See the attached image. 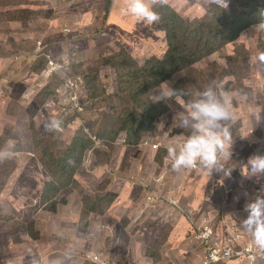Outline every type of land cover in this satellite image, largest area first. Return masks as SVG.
Instances as JSON below:
<instances>
[{"label":"rangeland","instance_id":"obj_1","mask_svg":"<svg viewBox=\"0 0 264 264\" xmlns=\"http://www.w3.org/2000/svg\"><path fill=\"white\" fill-rule=\"evenodd\" d=\"M168 6H157L161 19L148 25L125 10L126 0H0V58L9 59L0 69V150L12 153L0 162V264H97L95 254L110 264H142L139 250L151 245L146 255L158 259L163 243L187 256L201 247L189 241L199 218L223 243L239 234L244 238L235 244L253 240L239 221L248 215L245 203L264 190V176L247 169L250 157L264 155V119L254 115L264 116V67L252 62L264 51V29L257 27L264 0H230L225 10L209 0H169ZM167 21L188 56L164 64L166 77L156 79L149 72L153 58L165 60L170 48ZM39 43L55 63L35 60ZM165 81L188 95L179 103L152 100ZM208 85L230 97L236 117L232 156L222 158L230 176L200 166L175 171L167 154L168 145L179 149L190 135L172 126L174 115ZM132 92H139L143 111L158 106L162 115L136 134L128 128L116 136L118 119L136 107ZM70 146L77 151L68 156ZM65 155L71 162L63 170ZM15 170L21 175L6 189ZM159 185L166 186V198L185 203L177 210L190 229L179 235L183 221L161 215L155 222L152 210L150 235L127 243L125 234L134 235L146 218L127 231V219L124 225L104 219L109 205L120 192L138 203L163 200ZM10 203H20L21 212ZM93 212L101 215L95 221ZM152 231L161 233L151 240ZM172 257L162 264H185Z\"/></svg>","mask_w":264,"mask_h":264},{"label":"clouds","instance_id":"obj_2","mask_svg":"<svg viewBox=\"0 0 264 264\" xmlns=\"http://www.w3.org/2000/svg\"><path fill=\"white\" fill-rule=\"evenodd\" d=\"M210 4L225 10L229 7L230 0H209ZM115 3V0H114ZM169 5V0H126V11L144 23L151 25L160 21L161 16L155 10L157 6L164 7ZM259 29H264V22L257 25ZM252 62L257 68L264 67V51L252 58ZM185 76L183 69L179 73ZM170 81H165L159 85L158 91L152 100L159 102H169L173 98L179 103L178 97L188 95L187 92L175 88ZM257 121L264 119L260 112L254 113ZM236 119L235 113L231 108V99L227 94L218 93L213 85L206 86L195 101H192L187 110L174 115L172 126L189 130L190 135L185 142L177 149L175 145L167 146V154L171 167L175 171L197 166L206 168L212 174L213 170L222 172L224 176H230L231 172L222 162L225 156L231 157L232 133L230 122ZM51 127H58V122L53 121ZM242 135V138H248ZM11 151L0 150V162L10 158ZM250 166V167H249ZM248 172L255 176H264V155H255L249 158ZM248 194L245 193V196ZM152 196L147 202H171L175 201L166 198L164 194L158 192V199ZM237 200L239 197L236 198ZM175 208H181L179 203H175ZM244 211L248 213L246 218L240 220V227L249 233L254 245L264 250V190L254 199H249L244 205ZM205 225V224H204ZM202 226V225H201ZM193 237V235H192Z\"/></svg>","mask_w":264,"mask_h":264},{"label":"crops","instance_id":"obj_3","mask_svg":"<svg viewBox=\"0 0 264 264\" xmlns=\"http://www.w3.org/2000/svg\"><path fill=\"white\" fill-rule=\"evenodd\" d=\"M12 60V59H11ZM9 63V59L7 58H0V69L2 67H5L7 64ZM11 184L13 185L14 183L11 182ZM159 191H162V193L166 196L167 193V189L166 186L162 187L161 185H159L158 187ZM168 197V196H167ZM169 199H173L171 196ZM136 199L131 198L130 196H128L127 198L125 197V195L121 196V192L119 193V195L116 197L115 201L113 202V204L108 208L106 215H104V219H108L111 220L112 222L115 221L114 219H116L120 224L124 225L122 223V220L127 219V223L125 226L127 227V231L130 229L131 225H135L137 223V221L142 220L143 218H146L145 220L142 221L143 226L140 224L139 227L135 228L134 231V235H127L125 234V241H127V243H130V238L133 236L135 237L136 241H141V237L142 238H146L147 236L150 235V231H147L149 229V227L146 226V222H149V212L153 210L152 215L155 217L154 221H158V216L162 215V219H170V218H177L179 221H183L182 223V228L181 231L179 233V235L183 236V232L184 231H188L190 228V223L186 222L184 220V218L181 216L183 213L181 211H178L175 208V203H163V202H159V203H138L135 201ZM11 205H13V207L15 208V210H17L18 212H21L20 209L22 207H20V203H17L18 206H16V203H10ZM180 206L182 205L184 207L185 203H179ZM26 206H24L25 208ZM91 221H95L96 219H98L101 215L97 214L95 212L91 213ZM135 218H140L137 219L136 221L134 220ZM198 220V219H197ZM133 221V222H132ZM202 219L199 218V224L204 225L203 223H201ZM170 222H172V220H170ZM163 227V226H162ZM158 233H161L160 231H152L151 232V240L154 238V236L157 238L158 237ZM169 236V235H168ZM174 238H177L176 235H174ZM192 238V234L189 237V241ZM194 239V238H193ZM181 241V240H180ZM125 243V245L127 247H129V245ZM181 243V248H183V242ZM152 247L151 245H147L143 248H141L139 251L141 252L140 255L138 256H142L143 258L142 260V264H162L164 263L161 259H163V257L165 258V256H169V254H171L174 260H177L176 257L179 258L178 261L180 260H185V264H203L204 258H205V250L203 247H199V248H190L188 249L189 251H192L191 253L188 251L187 252V256L185 251L184 252H179L176 249V246H171L170 243L165 244L163 243V249L160 250V257L158 259H154L153 257H151L150 255L147 256L146 253H148L149 248ZM105 256V255H104ZM106 257V256H105ZM130 259V256H129ZM140 260V258H139ZM136 264H139L136 260H135ZM117 264V263H116ZM176 264V263H175ZM213 264H221V262H217V263H213Z\"/></svg>","mask_w":264,"mask_h":264},{"label":"built area","instance_id":"obj_4","mask_svg":"<svg viewBox=\"0 0 264 264\" xmlns=\"http://www.w3.org/2000/svg\"><path fill=\"white\" fill-rule=\"evenodd\" d=\"M37 47V50L33 54L35 60L45 56V58L49 60L48 63H55L46 54V47L43 43H39ZM60 68L61 66L57 64V69L54 71H57ZM74 95L75 99L79 96V89L77 87L74 88ZM192 220L194 221L193 218ZM218 235L219 232L210 225L198 226V228L193 231L194 240L197 241L205 250L203 264H213L228 260H235L236 262L241 261L246 264H260V262H264V250L258 249L254 245L253 240H245L235 244L236 239L238 240L239 238H244L243 234L236 235V239L234 241H227L224 243L219 240ZM92 261L97 264H110L99 254H95Z\"/></svg>","mask_w":264,"mask_h":264},{"label":"trees","instance_id":"obj_5","mask_svg":"<svg viewBox=\"0 0 264 264\" xmlns=\"http://www.w3.org/2000/svg\"><path fill=\"white\" fill-rule=\"evenodd\" d=\"M168 7L169 6H164V8L169 9ZM263 8H264V6L262 8L258 9V13H260L261 15H263L261 12V9H263ZM170 11H171L170 14H172L175 17V15L173 13L174 11L173 10H170ZM239 16L240 15H237L236 18H239ZM241 21H239V22H241ZM166 26L171 28V30L168 33L169 39H170V48L168 50L167 56L164 57L165 60L160 61L156 58H153L152 64L154 67L149 72V73H152L153 78H156V79L157 78L163 79L166 77L164 69H161V67H163L164 64H166V63L169 64L171 62L180 63L184 59L183 56H188V54L186 53V50L184 48H182L181 45L179 44V38L177 37L175 30L172 28L171 24L168 23V21L166 23ZM190 33L192 35H194V31H190ZM45 62L47 63L46 59H45ZM138 97H139V92H132V100L135 101L136 107L132 111H129L127 108L125 110L124 117L118 119L120 122V127L118 128L117 131L114 132V134L116 136H117V134H119L120 129L121 130H127L128 128L130 129L131 134H136L144 128L142 125L143 123L153 124L154 121L162 115L163 110L160 109V107L158 108V106L152 107L150 109L148 106L143 111L140 108V106H138L139 104H141V102H138ZM123 135H124V133L121 134V136H123ZM122 141L123 140H121V142ZM76 151H77L76 147L74 148V147L70 146V151L66 155L69 156L70 153L75 154ZM66 155L63 158L59 159V162L62 164L63 170H66V168L68 166H70V162H71L69 160L70 157L67 158ZM87 161L90 162V159H88ZM17 175H21V173L17 170L13 171V173H12L8 183H7L6 189L10 188L12 186L11 182L14 180L15 176H17ZM8 190L10 191L11 189H8ZM150 203H152V202H150ZM183 212L189 213L187 211V209L186 210L183 209ZM193 231H194V229L190 230V233L192 234Z\"/></svg>","mask_w":264,"mask_h":264}]
</instances>
